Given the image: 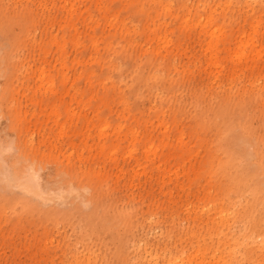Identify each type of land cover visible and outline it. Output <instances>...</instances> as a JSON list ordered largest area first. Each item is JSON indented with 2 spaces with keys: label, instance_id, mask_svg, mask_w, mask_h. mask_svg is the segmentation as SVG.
<instances>
[{
  "label": "rangeland",
  "instance_id": "1",
  "mask_svg": "<svg viewBox=\"0 0 264 264\" xmlns=\"http://www.w3.org/2000/svg\"><path fill=\"white\" fill-rule=\"evenodd\" d=\"M223 113L264 152V0H0V264H264Z\"/></svg>",
  "mask_w": 264,
  "mask_h": 264
},
{
  "label": "bare ground",
  "instance_id": "2",
  "mask_svg": "<svg viewBox=\"0 0 264 264\" xmlns=\"http://www.w3.org/2000/svg\"><path fill=\"white\" fill-rule=\"evenodd\" d=\"M220 124L223 127L222 145L231 158L230 168L237 171V185L242 189H251L257 198L264 200V162L258 159L264 156V152L254 149L261 139L248 134L245 123L239 122L235 114L223 113ZM1 163H4L3 160ZM7 170H0V181L6 185L14 181L16 186L25 192L45 200L49 199L43 196H47L49 192L41 189L39 172L32 162H26L20 172L9 177ZM258 224H264V215L260 217Z\"/></svg>",
  "mask_w": 264,
  "mask_h": 264
}]
</instances>
